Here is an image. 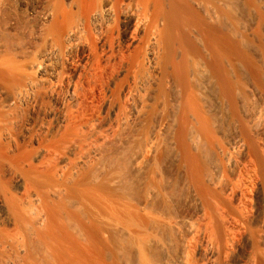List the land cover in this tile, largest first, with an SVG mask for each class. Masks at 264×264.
<instances>
[{
  "label": "bare ground",
  "instance_id": "6f19581e",
  "mask_svg": "<svg viewBox=\"0 0 264 264\" xmlns=\"http://www.w3.org/2000/svg\"><path fill=\"white\" fill-rule=\"evenodd\" d=\"M0 264H264V0H0Z\"/></svg>",
  "mask_w": 264,
  "mask_h": 264
},
{
  "label": "rangeland",
  "instance_id": "374dc122",
  "mask_svg": "<svg viewBox=\"0 0 264 264\" xmlns=\"http://www.w3.org/2000/svg\"><path fill=\"white\" fill-rule=\"evenodd\" d=\"M238 2H239V0H238ZM240 2H241V1H240ZM240 4L242 5V3H240ZM240 4L237 3V5H240ZM238 7H239V6H237V8H238ZM240 7H241V6H240ZM240 7H239V9H240ZM242 7H243V5H242ZM243 9H244V7H243ZM241 10H242V8L239 10V13H241V14H243V15L245 16V14H247V13H245L246 10H245V12H243V13H242ZM243 15H242V16H243ZM239 16H240V14H239ZM240 17H241V16H240ZM241 18H242V17H241ZM245 18H246V16H245ZM214 92H215V91H214ZM214 95H215V93H214ZM214 95H213V97H215V98L218 97L217 94H216L217 97L214 96ZM213 97H212V98H213ZM215 98H214V99H215ZM214 101H217V103L220 104V103H219L220 101L218 102V98H217V100L215 99ZM221 121H222V120H221ZM225 121L227 122V120H225ZM225 121H224V122H223V121L220 122V123H221L220 126L223 127V128H224L223 125L228 126V123H227V125H226V122H225ZM222 123H224V124L222 125ZM225 128H227V127H225ZM225 130H226V129H225ZM130 131H131V130L128 129L126 132L130 134ZM127 133H124V134H125V135H124L125 138H126V136H127ZM169 139H170V138L167 137V136L162 137V146H163V147L161 146V150H162V149H163V150H162L161 152H162V155L165 157V158L163 157V159H165V160H163V162L165 161V163H163V164H164V166L162 167L163 169H162V168H161L162 170L160 169L162 172L160 173V171H159V173H160L161 175H163L164 177L161 178V175H160V174H159L160 177L157 175V176H158L157 178H158L159 180H160V179L165 180V179H166L165 177H168V179H169L170 175H171V177L173 178V175H174V174L172 175L171 173H173V172L175 173L176 170H177V168H178V167H177V165H178V164H177V161H176L175 158H174V156H175V152H174V150H173L174 146L172 145L173 143L170 144L171 139H170V140H169ZM115 145H116V144L114 143V144L110 145L111 147L109 146V148H108V152H109V153H110V152H111V154H112V153H116L115 151H117V148H118V147H116ZM117 146H118V145H117ZM172 147H173V148H172ZM114 148H115L116 150H115ZM113 150H114V151H113ZM210 157H213L212 154H211V156H209V158H210ZM117 159H118V158H117ZM114 160H116V159H114ZM213 160H214V159H213ZM174 161H175L176 163H174ZM212 162H213V161H211V163H212ZM113 163L116 164V166H115L116 168H118V167H122V169H121V168H118V169H120V171L122 170L121 173L123 172V174H122L123 176H122V175H121V176H122V180H124V182H122V180H121V182H122L123 184L126 182V184H127V182L129 181V182H128L129 185L127 184L128 186H126V184H124L126 187L133 186V185H131L133 182H134V185L138 183L137 185H135V187L137 186V189H138V190L134 187V188H132L133 191H130V194L133 193V194H135L136 197H135L134 195H131V196L134 197V198L141 197L142 195H141V194H138V192L141 191L142 187H145V185H146L147 182L145 181V178H144V177H145L147 174H145L144 177L142 176V178H144V180L141 179L142 182L139 181L140 183H142V185H141L139 182L135 183L134 180L130 179V178L132 177V175H131V173H132V170H131L132 167H131L129 161L127 160V158H125V157H120L119 160H118V163H119V164L117 163V161H114ZM209 163H210V162H209ZM211 163H210V164H211ZM120 164H121V165H120ZM163 164H162V165H163ZM118 165H119V166H118ZM146 172H147V171H146ZM146 172L144 171V173H146ZM121 173H120V174H121ZM147 173H148V172H147ZM175 174H176V175H175L174 177L177 176V172H176ZM167 175H169V176H167ZM147 176H148V175H147ZM171 177H170V178H171ZM181 178H182V177H179L180 180L183 179V178H182V179H181ZM120 179H121V178H120ZM168 179H167V180H168ZM180 180H179V181H180ZM132 181H133V182H132ZM160 181H161V180H160ZM145 182H146V183H145ZM163 182H164V181H163ZM144 183H145V184H144ZM164 183H165V182H164ZM139 184H140V185H139ZM147 185H149V184H147ZM138 186L141 187L140 190H139ZM129 188H130V187H129ZM182 188H183V187H182ZM134 189H135V190H134ZM144 189H145V188H144ZM136 190L138 191L137 194L135 193ZM182 190H183V189H182ZM182 190H181V191H182ZM179 191H180V190H179ZM183 191H184V190H183ZM183 191H182V192H178V191L176 192L177 194L181 195V197H182V196H183V197H182V198H181V197H178L177 194H175V195H176L175 200L178 199V198H180V200H182V199L184 200V198H185L184 195H187L188 193H186V192L184 191V192H185V194H184ZM131 192H132V193H131ZM142 192H144V191H142ZM142 192H141V193H142ZM142 194H143V196H144V193H142ZM143 196H142V197H143ZM177 197H178V198H177ZM138 199H142V198H138ZM178 200H179V199H178ZM180 200H179V201H180ZM176 201H177V200H176ZM177 202H178V201H177ZM181 202H182V201H181ZM178 203H180V202H178Z\"/></svg>",
  "mask_w": 264,
  "mask_h": 264
}]
</instances>
